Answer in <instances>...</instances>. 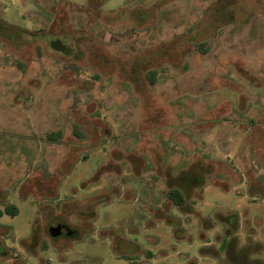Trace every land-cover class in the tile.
<instances>
[{
  "label": "rangeland",
  "instance_id": "374dc122",
  "mask_svg": "<svg viewBox=\"0 0 264 264\" xmlns=\"http://www.w3.org/2000/svg\"><path fill=\"white\" fill-rule=\"evenodd\" d=\"M134 249L264 264V0H0V264Z\"/></svg>",
  "mask_w": 264,
  "mask_h": 264
},
{
  "label": "trees",
  "instance_id": "16d2710c",
  "mask_svg": "<svg viewBox=\"0 0 264 264\" xmlns=\"http://www.w3.org/2000/svg\"><path fill=\"white\" fill-rule=\"evenodd\" d=\"M100 5H101V2H99V3L97 2L96 7L98 8ZM214 6H216V7H214ZM214 6L213 7L217 11V14H216V16H212L211 20L209 21L210 23H209L208 27H206L204 29L205 32H203V34L201 33L200 37H204V36L211 34L213 32V30L216 27H218V25L225 23V20H229V21L232 20L231 17L229 16V13L225 11L228 9V8H226L227 6L222 5L221 3H219L218 5L216 3ZM95 17L96 18L99 17V14L97 13ZM134 17H135L136 21L142 22L145 18V14L143 13V11H136V12H134ZM56 45L58 47V44H56ZM141 68L144 71V72H142L143 78L146 80V82H148L150 85H152L154 78H155V71L153 69H148L145 66L141 67ZM167 197L169 200H171L175 204H178V205L182 204V199H181L180 193L178 191L168 192ZM5 211H6L5 213H7V214H11V215L15 214V212L13 211V208H11V207H7Z\"/></svg>",
  "mask_w": 264,
  "mask_h": 264
},
{
  "label": "flooded vegetation",
  "instance_id": "af4514ba",
  "mask_svg": "<svg viewBox=\"0 0 264 264\" xmlns=\"http://www.w3.org/2000/svg\"><path fill=\"white\" fill-rule=\"evenodd\" d=\"M8 206H6L4 208V210H6ZM83 210H85V208H82L81 211H80V214L83 215ZM57 225H61L62 226V229H61V237H67L66 236V233L68 231H72L74 232L73 236L72 237H78V230L75 231L73 228H71L68 224H55L54 226H57ZM138 247H140V245H138ZM139 250L136 251V249L134 250H131L128 254H123L121 256H119L118 258L122 259L124 261V264H145L146 262V259L147 257H151L150 254L148 253H144L143 257L141 256V254H137ZM143 262V263H142Z\"/></svg>",
  "mask_w": 264,
  "mask_h": 264
},
{
  "label": "water",
  "instance_id": "95a60500",
  "mask_svg": "<svg viewBox=\"0 0 264 264\" xmlns=\"http://www.w3.org/2000/svg\"><path fill=\"white\" fill-rule=\"evenodd\" d=\"M61 229H62V226L61 225H57L55 227H52L49 229L48 233L49 235L52 237V238H56L58 236L61 235ZM72 231H68L66 233V236H71L72 235Z\"/></svg>",
  "mask_w": 264,
  "mask_h": 264
}]
</instances>
